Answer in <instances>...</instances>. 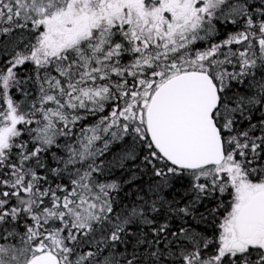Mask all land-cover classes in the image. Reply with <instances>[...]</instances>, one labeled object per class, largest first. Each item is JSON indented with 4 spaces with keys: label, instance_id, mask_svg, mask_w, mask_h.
Segmentation results:
<instances>
[{
    "label": "snow or ice",
    "instance_id": "1",
    "mask_svg": "<svg viewBox=\"0 0 264 264\" xmlns=\"http://www.w3.org/2000/svg\"><path fill=\"white\" fill-rule=\"evenodd\" d=\"M0 264H264V0H0Z\"/></svg>",
    "mask_w": 264,
    "mask_h": 264
}]
</instances>
